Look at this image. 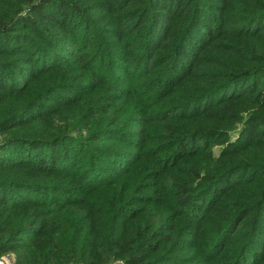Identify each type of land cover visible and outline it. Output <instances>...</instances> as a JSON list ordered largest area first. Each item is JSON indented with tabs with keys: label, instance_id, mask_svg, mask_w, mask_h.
Returning a JSON list of instances; mask_svg holds the SVG:
<instances>
[{
	"label": "trees",
	"instance_id": "16d2710c",
	"mask_svg": "<svg viewBox=\"0 0 264 264\" xmlns=\"http://www.w3.org/2000/svg\"><path fill=\"white\" fill-rule=\"evenodd\" d=\"M264 264V0H0V255Z\"/></svg>",
	"mask_w": 264,
	"mask_h": 264
},
{
	"label": "built area",
	"instance_id": "2783aa9c",
	"mask_svg": "<svg viewBox=\"0 0 264 264\" xmlns=\"http://www.w3.org/2000/svg\"><path fill=\"white\" fill-rule=\"evenodd\" d=\"M2 255H0V264H15L13 257L9 255Z\"/></svg>",
	"mask_w": 264,
	"mask_h": 264
},
{
	"label": "rangeland",
	"instance_id": "374dc122",
	"mask_svg": "<svg viewBox=\"0 0 264 264\" xmlns=\"http://www.w3.org/2000/svg\"><path fill=\"white\" fill-rule=\"evenodd\" d=\"M3 255H9V256H11V257H12V255H11V254H6V253H5V254H3ZM3 255H2V256H3Z\"/></svg>",
	"mask_w": 264,
	"mask_h": 264
}]
</instances>
